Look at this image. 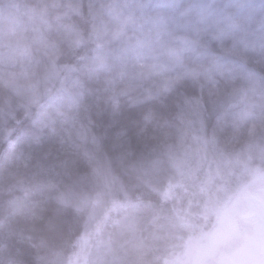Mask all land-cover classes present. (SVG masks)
Returning <instances> with one entry per match:
<instances>
[{"label": "rangeland", "instance_id": "rangeland-1", "mask_svg": "<svg viewBox=\"0 0 264 264\" xmlns=\"http://www.w3.org/2000/svg\"><path fill=\"white\" fill-rule=\"evenodd\" d=\"M53 1L64 42L87 44L91 74L131 72L94 117L81 100L82 81L57 60L62 50L43 39L53 23L32 17L33 7L0 0V138L22 109L35 117L38 136L62 138L77 162H49L13 179L20 192L86 217L76 250L55 264H262L264 226L254 210L264 205V0ZM84 3L94 21L89 38L63 23ZM169 93L192 97L188 103L216 117L208 139L182 128L161 134L149 121L115 127L123 107ZM133 136L144 144L134 162ZM120 172L171 206L142 224ZM113 219L118 240L99 239Z\"/></svg>", "mask_w": 264, "mask_h": 264}, {"label": "trees", "instance_id": "trees-1", "mask_svg": "<svg viewBox=\"0 0 264 264\" xmlns=\"http://www.w3.org/2000/svg\"><path fill=\"white\" fill-rule=\"evenodd\" d=\"M15 1L33 7L34 11L30 12L32 17L36 16L34 12L41 13V17H38L41 22L53 23L50 30L47 28L48 31H44L47 35L43 39L50 40L53 46L62 50L58 62L78 75L83 86L80 96L83 105L91 110L93 116L101 118L115 94L123 88V82L131 78H128L131 74L127 69L129 66L121 72L100 69L99 75L91 74L85 48L87 44L84 47L68 46L64 42L65 30L53 22V15L50 14L53 0ZM63 23L65 27H74L85 38L93 34V15L86 3L80 12L65 17ZM94 44L100 47L97 42ZM258 71L264 77V69L259 68ZM73 75L72 79H75L76 75ZM189 98L192 97L187 96L185 99L169 93L163 100H144L136 109L123 107L115 116L114 125L118 130H124L141 121H149L150 127L161 131V134L182 128L191 136L200 135L208 139L216 127L217 119L203 111L198 103H192V106L188 103ZM8 120L10 131L6 138H0V264H55L58 258L71 255L76 250L86 226V217L73 210L58 211L51 199L38 193L24 194L12 184L13 179H26L27 174H38L45 170L49 162H69L73 167L77 164L74 148L58 136H38L35 117L22 109ZM96 125L102 130L100 121ZM135 137L134 144L131 143L132 162L137 161L144 146L143 140ZM103 140L108 141V138L103 137ZM118 175L127 197L139 210L138 218L142 224L152 222L154 216L171 206L149 186H137L134 177L122 175L121 172ZM22 199L26 200V206L22 205ZM118 235V223L113 219L104 225L99 239L105 238L113 243L118 240ZM148 257L154 259L153 254H148Z\"/></svg>", "mask_w": 264, "mask_h": 264}, {"label": "water", "instance_id": "water-1", "mask_svg": "<svg viewBox=\"0 0 264 264\" xmlns=\"http://www.w3.org/2000/svg\"><path fill=\"white\" fill-rule=\"evenodd\" d=\"M254 214L264 226V205L261 202L255 203ZM262 264H264V261L262 262Z\"/></svg>", "mask_w": 264, "mask_h": 264}, {"label": "clouds", "instance_id": "clouds-1", "mask_svg": "<svg viewBox=\"0 0 264 264\" xmlns=\"http://www.w3.org/2000/svg\"><path fill=\"white\" fill-rule=\"evenodd\" d=\"M262 40H264V36H262ZM261 52L264 53V44H262V46H261ZM193 203H194V201H193ZM193 210L195 211V209H193Z\"/></svg>", "mask_w": 264, "mask_h": 264}]
</instances>
